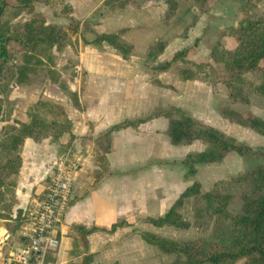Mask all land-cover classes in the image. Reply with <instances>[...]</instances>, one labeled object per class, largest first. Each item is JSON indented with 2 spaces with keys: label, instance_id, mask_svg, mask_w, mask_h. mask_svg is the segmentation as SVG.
<instances>
[{
  "label": "trees",
  "instance_id": "1",
  "mask_svg": "<svg viewBox=\"0 0 264 264\" xmlns=\"http://www.w3.org/2000/svg\"><path fill=\"white\" fill-rule=\"evenodd\" d=\"M164 1L167 9L161 15V20L164 24H169L179 4L177 0ZM189 1L198 10L205 12L214 0ZM259 1L244 0L242 3L240 20L228 30L229 37L234 41L233 47H226L221 41H216L208 51L209 58L226 66V77L216 78L207 61L190 59L189 52L198 43V37L194 44L179 48L169 59L155 64L146 63L150 71V82L172 88L163 83L159 75L170 71L174 64L179 63L182 64L176 71L179 79H197L209 86L220 81L230 102L247 103L250 91L257 92L264 98V66L260 64L264 60V14L253 13ZM35 2L53 9L60 6L58 14L65 17L67 23H47L45 16L35 10ZM103 3L110 11H114L137 5V0H104ZM72 12L71 5L64 0H0V121L3 122L0 128V219H9L17 204L15 189L22 164L19 149L26 139L32 138L40 142L48 138L50 142L57 144V156L60 157L72 148L76 138L62 104L43 99L40 94L27 109V119L20 121L12 118L16 99L10 98L14 85L30 84L31 76L44 77L59 87L74 108L81 111L84 109L79 92L72 90L63 79L66 65L59 66L58 63V53L73 44L81 31V20L75 18ZM22 14L28 18L11 21L10 17L16 18ZM195 21L194 15L178 37L185 38ZM127 30L128 28H119L101 32L91 41L84 42H105L120 56L127 58L133 50V44L123 38ZM168 44L169 38L151 41L147 46L146 58L155 61ZM247 74L259 78L260 85L254 87ZM218 113L228 122L247 127L264 136V120L260 117L230 106H220ZM158 116L167 119L165 133L173 144H186L194 140H201L206 144L205 149L189 152L182 158L181 162L187 167V175L195 174L197 164L219 162L232 151L241 155L253 153L260 156L262 161L230 178L239 188L242 201L239 211L229 210L233 194L223 189L220 181L205 191L201 189L199 182H193L179 194L164 214L144 219L154 226L187 229L191 222L184 218L181 209L186 199H192L191 210L195 225H212V233L208 236L175 239L151 231H141V237L160 251L172 254L171 264H235L242 258L245 259L243 264H264V146L253 148L215 126L196 121L174 106L157 105L146 115L123 119L91 139L83 136V143L86 140L93 144V168L84 175V185L70 202L84 196L90 185L94 186L109 173L107 155L114 131L127 127L137 128L141 123ZM88 125L90 127V123ZM21 212L22 210L17 209L16 214ZM23 214L27 215V212L23 211ZM130 224L131 222L122 219L113 223L109 230ZM98 230L101 228L95 225L73 223L69 226V253L78 257L69 264L90 263L87 236Z\"/></svg>",
  "mask_w": 264,
  "mask_h": 264
},
{
  "label": "crops",
  "instance_id": "2",
  "mask_svg": "<svg viewBox=\"0 0 264 264\" xmlns=\"http://www.w3.org/2000/svg\"><path fill=\"white\" fill-rule=\"evenodd\" d=\"M64 1L73 3L71 0ZM82 1L87 2V11L93 12L95 3L102 0ZM72 7L73 14L82 17L79 14L82 10L80 9L78 13L74 4ZM36 9L43 12L49 22L57 24L65 22L63 18L56 17L53 10L45 5L37 4ZM164 9L165 5L161 0H143L141 2L143 11L129 9L117 11L122 14L120 18L123 20L128 17L129 23L126 25L120 20L121 24L114 28L124 25L130 26L132 30L136 27L146 28L149 26L148 20L150 22L151 19L160 25ZM190 11L195 13L197 9L192 6ZM115 13H109L110 17L117 16ZM212 14H214L212 8L200 13L195 25L188 30L187 36L180 39L172 38L155 61L146 58L148 43L138 49L134 42L132 53L127 58L120 56L105 42L81 44L80 36L77 54L74 53L72 46H67L60 54L59 64L69 58L75 61L76 74L71 83L73 90L80 88L79 79L81 73H84L82 90L78 89L84 109L81 111L71 107V102L67 101L66 96L54 84L43 83L41 96L61 102L65 106L71 122V131L76 136L72 148L81 147L80 137H94L123 119L146 115L157 105L175 106L198 122L212 126L220 123L227 129L226 131L232 126L234 128L235 125H227L223 121H228L219 115L220 97L214 93L211 86L197 79L181 81L177 75L169 71L161 72L159 78L172 88L157 86L150 82L146 66V63L155 64L156 61L169 59L175 50L189 46L194 31L200 33L195 36L200 38V44L205 38L201 26ZM49 16L55 19L50 20ZM94 33H98L96 28L89 32L88 36L86 33H81V36L89 41L95 37ZM176 39L180 40L179 47L172 48V42ZM62 75L66 76L64 73ZM181 86H184V89ZM10 98L17 99L12 118L25 121L27 118L24 110L20 115L17 109L19 98L13 93L10 94ZM36 98L37 96L32 98L31 102ZM210 120L211 122H208ZM166 124L167 119L158 116L141 123L137 128L127 127L113 132L111 149L107 155L109 173L94 186L90 185L84 196L69 203L58 228L59 246L50 260L55 264H69L78 258L69 253L71 239L68 231L71 224L80 223L101 228L87 236V253L91 254L89 264L170 263L171 254L161 252L156 246L146 242L140 233L151 231L170 238H178L176 233L179 234V229L167 225L154 226L144 219L164 214L179 194L193 182H199L203 188H207L209 183L234 173L242 165L243 156L231 152L219 162L197 164L195 174L187 175V167L181 162L182 158L189 152L205 149L206 144L201 140L173 144L165 133ZM2 125L3 122L0 121V128ZM57 147V144L50 142L48 138L40 142L27 138L20 147L22 164L17 176L15 189L17 204L13 208L14 211L17 209L27 211L41 194L45 181L58 159ZM87 173L88 171L76 179L75 193L84 185V175ZM204 180L206 186L203 185ZM122 219L131 224L109 230L113 223ZM9 238L7 229L0 223V242L3 241L0 245V263L9 249H3ZM63 253L66 254L64 259Z\"/></svg>",
  "mask_w": 264,
  "mask_h": 264
},
{
  "label": "rangeland",
  "instance_id": "3",
  "mask_svg": "<svg viewBox=\"0 0 264 264\" xmlns=\"http://www.w3.org/2000/svg\"><path fill=\"white\" fill-rule=\"evenodd\" d=\"M71 1L73 2L72 4H74V6L76 7V10H78V13H79L80 9L82 10L81 13H79L80 15H82V17H79V16L76 17L72 12L73 16L77 19H80L81 24H82L81 31L77 35L76 39L73 41V44L68 45V46L73 47L75 54L78 53V50H77V46L79 44L78 36H80V43L85 44L87 42H84V41H88V40L85 39L84 37H82L81 33L82 34L86 33V35L88 36L89 32L94 31L95 28H96L98 33L111 32V31L119 29V28H128V30L124 34L123 38L132 44L135 42L137 45V48L141 49L143 46H145V44H147V43L149 44L151 41H153L155 39L169 38V42L172 38H175V37L180 39V37H178V35L180 33H182L184 27L194 18V15L196 16V21H195V23H196L197 20L199 19L198 15L200 13H204V12H201L200 10H198L197 7H195L197 9V12L193 13L192 11H190L193 4H191L189 0H177L178 4H179L178 8L176 9L175 14L170 19L169 24H164L161 20V17H160V20H161L160 25L157 24L153 19H151L150 22L148 20V23H149L148 27H146V28L145 27H136L135 29L132 30V28L130 26H126L129 23L128 17H126L124 19L125 20L124 21L122 18H120V15H122V14H119L117 11H123L126 9L134 10V11H143V10H141V2L143 0H137V5H134V6L130 5V6H127L123 9H116L114 11H110L104 5V3H103L104 0H102L101 2L95 3L96 5L94 7L95 9L93 10V12L91 10L89 12L87 11V2H84L82 0H71ZM161 1H163L164 5H165V9L163 11V13H164L167 9V5H166L164 0H161ZM243 2H244V0H214L213 3L211 4V6H209V8L207 7L208 9L205 11V12H207L212 8L214 14H212V16H210V18L207 21L205 19L203 26H201V27H203V32L205 33V35H204L205 38L203 39V41L200 44H199V42H200V38H199L198 43H196V45L189 52L190 59L195 60V61H207L209 63V69L215 73L216 78H218V79L226 77L228 75V70L223 63L215 62L214 60L209 58L207 52L214 45V43L216 41H221V43H223L226 47H229V48L234 46V41L231 37H229L228 30L231 27H234L237 24V22L240 20V18L242 16L241 5ZM65 3L70 4L72 7L71 3H68V2H65ZM37 4H42V3L35 2L34 8L37 12H40L43 14V12L36 9ZM42 5H44V4H42ZM45 6H47V5H45ZM47 7H49V6H47ZM49 8L53 10L55 16L57 15L56 17L59 16L58 18H63L65 20V22L63 24L67 23V19L58 14V11L60 10V6H58L55 9H53L51 7H49ZM72 9H73V7H72ZM114 12H116L115 14L117 16H114V18L113 17L111 18L110 17L111 14H109V13H114ZM253 13L258 14V15L264 14V0H260L259 2H257L255 8L253 9ZM23 18H28V16L22 14L21 16L16 17V18L10 17L11 21H16V20L23 19ZM45 19H46V17H45ZM49 19L54 20L55 18H52L49 16ZM120 20H122V23H126V25L114 28L115 26H119V24H121V23H119V22H121ZM47 23L57 24V23L49 22V21H47ZM63 24H57V25H63ZM197 29H199V28H197ZM98 33H96V34H98ZM96 34L94 33L95 36H96ZM199 34H197L196 31L192 32L191 36L193 38L191 39L192 43L190 45L194 44L195 39H196L195 36H197ZM89 41H91V40H89ZM179 41L180 40L176 39L174 42H172V48L173 47L178 48L179 47L178 44L180 43ZM133 47H134V44H133ZM63 50L60 53H58L59 58H60V54L63 52ZM58 63H59V59H58ZM260 64L262 66H264V60H262L260 62ZM61 65H66L65 70L63 71V73L66 76H63V79L66 80L69 87L71 88V83L73 82V80H74L73 78L76 74V72H75V69H76L75 68V61L69 58L64 63L59 64V66H61ZM181 66H182V64L176 63L172 66V68L170 69L169 72H172V74L176 75L177 69ZM247 78L250 79V81L254 87L260 85L261 80H259V78H257L253 74H247ZM149 79H150V71H149ZM79 80H80V83H79L80 88H78V89L80 91V90H82V86H83L84 73H81ZM43 83L53 84V83L49 82V80L44 78V77L31 76L30 84L19 85V86L14 85L11 93L15 94L16 97L19 98V107L17 109L19 110L20 115H22V112L24 110V113H25L26 118H27V109L31 106V104L33 102H35L39 98V94L43 93V88H44ZM182 83H186V82H182ZM54 85H55V87L57 86L56 84H54ZM181 87L184 89V86H181ZM211 87L213 88L214 93H216V95L218 97H220L219 107L220 106H230L231 108L238 110V111H241V112H250V113H252V114H254V115H256V116H258L264 120V98L260 94H257V92H254V91L248 92L249 93L248 94L249 101L247 103H233L227 99L225 87L220 81L216 82V84L214 86H211ZM57 89L59 90V87ZM78 89L76 91H78ZM36 96H37L36 100L31 102L32 98H35ZM223 97H224V99H223ZM41 98H43V97H41ZM43 99H47V98H43ZM66 99H67V101L71 102L67 96H66ZM48 100L62 104L61 102L55 101L53 99H48ZM16 102H17V99H16ZM63 107L66 111V108L64 105H63ZM71 107H73L72 103H71ZM163 107H168V106H163ZM208 122H211V120ZM223 122L226 123L227 125H235L234 128H233V126H232V128H229L228 129L229 132H228V131H226L227 129L224 128L222 124H220V123L215 124V126L217 128L220 127L221 128L220 130H222L225 134L234 136L239 141L244 142L253 148H256L259 146H264V136L263 135H260V134L256 133L255 131H253L247 127L241 126L239 124H235L233 122H230V123L226 122V121H223ZM87 138L91 139L89 137H87ZM79 141H80V146H82L84 148L89 147L92 150V154H93L92 142L84 140L85 142L83 143L82 137H80ZM242 156H243V163H242V165H240L238 170L234 171V173L226 175L223 178L217 179V180L213 181L211 184L209 183V186H207V188H203V186H201V189L203 191H205V190L209 189L215 182L220 181L221 187H223V189L229 190L233 194L232 200L229 204V210H232V211H239L241 208L242 201H241L240 196H239L240 194H239L238 186L235 183L230 181L231 176L237 175V174H239V173H241L247 169L253 168L254 166H256L257 164H259L262 161V158L260 156L254 155L253 153H245V154H242ZM92 168L93 167H92V162H91V166H90L88 171H90ZM200 178H202V176ZM203 185L206 186L205 180L203 181ZM191 206H192V199H186L184 201L183 207L181 209V212H182L184 218L191 222V226L187 229L177 228V229H179L180 232H179V234H178V232L176 233L178 238H175V239H188V238L201 236V235L208 236L210 233H212V225L210 223L204 224L203 226H200V227L195 225L194 219L192 216ZM16 212H17V210H15V211L13 210L12 216L9 219L0 220V223L2 224V226H4L7 229L8 233L10 235V238L8 239L7 243L5 244V246L3 248L4 250H7L11 246L14 247L18 244V241L21 240V231L23 229V226L27 222V218H28L27 215H24L23 212H21L20 214H16ZM63 255H64V257H62V258L63 259L66 258V254L63 253ZM171 256L172 257H171V261L169 264H171V262L173 260V255L171 254ZM244 260L245 259L242 258V259L238 260L235 264H243Z\"/></svg>",
  "mask_w": 264,
  "mask_h": 264
},
{
  "label": "built area",
  "instance_id": "4",
  "mask_svg": "<svg viewBox=\"0 0 264 264\" xmlns=\"http://www.w3.org/2000/svg\"><path fill=\"white\" fill-rule=\"evenodd\" d=\"M91 160L92 150L82 146L58 157L41 194L26 211L21 240L0 264H55L50 257L59 246V224L75 194L76 179L88 171Z\"/></svg>",
  "mask_w": 264,
  "mask_h": 264
},
{
  "label": "water",
  "instance_id": "5",
  "mask_svg": "<svg viewBox=\"0 0 264 264\" xmlns=\"http://www.w3.org/2000/svg\"><path fill=\"white\" fill-rule=\"evenodd\" d=\"M7 237H8V235H7ZM2 243H3V241L0 242V245H1Z\"/></svg>",
  "mask_w": 264,
  "mask_h": 264
}]
</instances>
